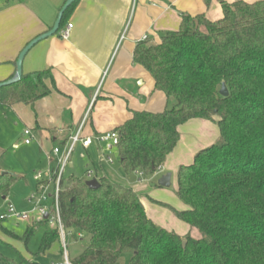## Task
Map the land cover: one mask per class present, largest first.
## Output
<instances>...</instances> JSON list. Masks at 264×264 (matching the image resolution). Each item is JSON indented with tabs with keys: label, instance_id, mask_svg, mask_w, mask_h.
<instances>
[{
	"label": "trees",
	"instance_id": "16d2710c",
	"mask_svg": "<svg viewBox=\"0 0 264 264\" xmlns=\"http://www.w3.org/2000/svg\"><path fill=\"white\" fill-rule=\"evenodd\" d=\"M75 2L64 11L56 33ZM218 2L222 18L182 14L178 29L162 33L160 42L136 44L133 63L152 76L155 89L172 106L158 113L134 111L113 129L124 173L151 176L176 147L180 125L192 119L216 123L218 141L177 170L176 195L188 208L157 201L199 237H180L156 225L130 187L101 177L99 186L90 188L73 176L62 183L61 221L66 233L89 237L73 264H117L127 251L129 264H264V0ZM46 80L53 86L49 69L22 73L17 82L0 87V107L46 96ZM222 84L227 96L219 94ZM16 179L0 172V196ZM43 225L36 254L58 242L57 230L43 221L19 237L27 245Z\"/></svg>",
	"mask_w": 264,
	"mask_h": 264
},
{
	"label": "crops",
	"instance_id": "0c3cea01",
	"mask_svg": "<svg viewBox=\"0 0 264 264\" xmlns=\"http://www.w3.org/2000/svg\"><path fill=\"white\" fill-rule=\"evenodd\" d=\"M65 1L0 0V82L14 75L16 59L24 46L51 29ZM199 13L212 21L222 18L218 0H76L59 32L33 45L22 61V73L49 69L54 80L53 86L46 80L50 89L46 96L32 104L18 103L30 109L34 128L63 146L82 124L81 136L92 137L93 141L87 148L80 143L75 148L81 147L92 158L94 178L105 177L132 188L140 196L147 215L152 203L144 195L151 201L152 197L141 192L147 186L130 182L120 164L115 168L102 159L99 149L105 142L96 137L124 123L134 111L158 113L168 107L171 101L155 89L152 76L133 63L132 53L144 36L145 40L158 43L162 33L178 29L182 14ZM68 23L72 27L68 37L62 38L61 32ZM215 125L204 119L180 125L178 143L159 171L177 174L180 165L190 164L204 145L218 141ZM112 147L106 143V149L111 151ZM102 157L105 158L103 153ZM68 166H72L71 161ZM10 191L1 196L4 202H11ZM27 196L14 193V205L27 210ZM151 220L159 224L156 218ZM26 222V228L37 224Z\"/></svg>",
	"mask_w": 264,
	"mask_h": 264
},
{
	"label": "rangeland",
	"instance_id": "374dc122",
	"mask_svg": "<svg viewBox=\"0 0 264 264\" xmlns=\"http://www.w3.org/2000/svg\"><path fill=\"white\" fill-rule=\"evenodd\" d=\"M171 106V103H169L166 109L171 108ZM32 120L33 115L26 106L18 104L13 107H0V172L6 171L17 178L8 196V199L15 205L16 203L12 195L16 193L23 197L35 191L37 184L33 178L34 174L38 171L44 174L51 168H55L57 156L54 155L53 149L58 148L60 152L63 149L61 144H56L48 140L44 131L35 129ZM215 127L217 128V125H215ZM26 129L30 131V136L25 137L23 135ZM25 138L30 139V144H24ZM216 142L217 140H214L211 144ZM103 144L102 149H99V155L102 159L110 156L113 160L112 165L116 168L119 164L116 146H113L110 151L106 149V143ZM211 144L204 145L201 149ZM102 153L105 158L102 157ZM70 161L72 166L66 167L63 174V184H65L68 178L73 176L83 181L92 180L96 176H86L85 170L88 167L92 170L94 169V172L95 168L92 166L90 167L92 158H89L81 147L78 146L74 149L70 156ZM167 173L171 174L170 185L168 187L159 186L157 184L158 179ZM127 177L130 182L135 181L136 183L147 186L148 189L141 188V192L152 197L151 201V198L144 195V199L152 203V206L148 205V208L151 209L148 215L151 219H157L159 223L158 226L176 234H189L194 238L199 237V233L196 229L178 219L168 206H164L157 202V200L161 202L164 201L162 203H167L170 207L178 210L188 208V206L182 203L176 195L175 173L164 172L163 170L160 172L157 170L151 176L141 173H131ZM6 206L7 202H4L0 196V214L5 213ZM153 207H155V210ZM26 224L27 222H18L17 224L16 221L11 219L2 220L1 226L13 232L16 237H10L0 227V264L61 263L63 260V253L60 249L61 243L59 240L53 243L43 254H36L46 226H37L33 235L29 238L27 245L19 239V237L23 235ZM88 240V235L84 233L78 235L76 232L72 231L70 233L65 232L66 254L68 258L72 260L81 253L88 245ZM130 257L131 253L129 251L122 253L117 264H129Z\"/></svg>",
	"mask_w": 264,
	"mask_h": 264
},
{
	"label": "built area",
	"instance_id": "2783aa9c",
	"mask_svg": "<svg viewBox=\"0 0 264 264\" xmlns=\"http://www.w3.org/2000/svg\"><path fill=\"white\" fill-rule=\"evenodd\" d=\"M72 24L68 23L61 32L62 38H67ZM146 36L143 37V40ZM82 124L78 131L69 137L68 141L63 144V149L60 152L58 148L53 149V153L57 156V164L55 168H51L46 173L40 171L34 174L36 189L30 192L27 196L29 208L27 210L18 209L11 202H7L6 211L0 214V221L11 219L17 222L31 221L33 223L47 222L51 229L58 232L61 248L63 250V261L61 264H73L66 254L65 230L60 217L59 195L62 190L63 174L69 164L70 156L74 151L77 143L82 147L87 148L92 144V137H82L80 132ZM25 137L30 136L28 129L23 133ZM99 142L109 143L110 146H116L118 143V134L114 130L107 131L96 137ZM25 144L30 143L29 138L24 139ZM107 163H113L110 156L105 158ZM94 172L91 169L86 170V176L93 177ZM55 264V263H52Z\"/></svg>",
	"mask_w": 264,
	"mask_h": 264
},
{
	"label": "water",
	"instance_id": "95a60500",
	"mask_svg": "<svg viewBox=\"0 0 264 264\" xmlns=\"http://www.w3.org/2000/svg\"><path fill=\"white\" fill-rule=\"evenodd\" d=\"M75 1L76 0H66L64 2V4L62 5V7L60 8L51 29L45 33L40 34L39 36H36L35 38L30 40L24 46V48L20 51V53L18 54V57L16 59L14 75L6 81L0 82V87L10 85V84L15 83L18 80H20V78L22 76V61H23V58L26 55V53L37 42H39L40 40L45 39V38H47V37H49V36H51L57 32L64 11L67 9V7H69ZM219 94L221 96H227L228 95V91H227L224 84L221 85V88L219 90ZM170 179H171L170 173L164 174L158 179L157 184L161 187H168L170 185ZM86 185L90 188H97L99 186V182L97 179L94 178L92 180L86 181ZM182 244L184 245V242Z\"/></svg>",
	"mask_w": 264,
	"mask_h": 264
}]
</instances>
